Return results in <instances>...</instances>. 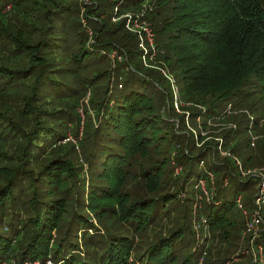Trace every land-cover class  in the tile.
Listing matches in <instances>:
<instances>
[{"label": "trees", "instance_id": "16d2710c", "mask_svg": "<svg viewBox=\"0 0 264 264\" xmlns=\"http://www.w3.org/2000/svg\"><path fill=\"white\" fill-rule=\"evenodd\" d=\"M89 1L0 0V264H199L191 203L228 239L259 184L229 156L264 167V0ZM136 11L155 35L147 55L113 22ZM212 121L227 127L205 136ZM258 245L264 257V234Z\"/></svg>", "mask_w": 264, "mask_h": 264}, {"label": "rangeland", "instance_id": "374dc122", "mask_svg": "<svg viewBox=\"0 0 264 264\" xmlns=\"http://www.w3.org/2000/svg\"><path fill=\"white\" fill-rule=\"evenodd\" d=\"M90 1H89L90 3H94L93 0H90ZM85 2L87 3L88 0H85ZM9 9H10V6H8L7 10H9ZM143 17H144L143 11H141V12H138V11H136V12H126V13L120 14L119 17H117L116 20H114L113 22L115 24H117V23H119L121 21H124L125 22V25H124L125 30L127 32H129L130 35L131 34L135 35L136 33L132 32L133 31L132 25H135V26H137L138 29H140L139 28L140 27L139 23L141 21L142 22L146 21V20H143L144 19ZM81 21L83 23H86V21L84 19L81 20ZM136 41H138V42H136ZM136 41L133 42V44H135L134 50H138L139 52L140 51H145L144 52L145 55H147L146 52H148L149 47H152V48L156 49V47L154 45L151 46L148 43H145L144 47H141L138 37H137ZM113 55H114L115 58L118 59V64H123L124 60H127L126 56L121 58V57H116L115 53H113ZM114 57H112V58L114 59ZM151 57L152 56H149V58H151ZM159 57H158V52H157V57L155 55H153V57L151 58L153 60L149 62V65H151L152 67H147V66H145V67L148 68V69H151V70L156 69L157 68L156 66L158 65V59L157 58H159ZM140 59L142 60L143 65H145V59L146 58L143 59V57L140 55ZM109 61L111 62V59H109ZM118 64H117V67H119ZM103 69L104 68H101V69L98 68L97 70H101L102 71ZM95 74H96V72L95 73L91 72L89 75H87V77H94ZM170 77H166V78L169 79L168 80L169 83L171 84V86L173 88L175 87L174 90L176 91L177 87L175 86V80H174V78L172 76H170ZM112 83H113V85L115 84V82H113V81H112ZM110 90H111V96H113V94H115V93L116 94L118 93V89L115 88V87L114 88L110 87ZM90 97L91 96H90V91H89L88 95H86L82 99V104H83L82 106L83 107L79 110L80 114L82 116V119L85 120V122H87L88 117H89L87 112L85 113V111H87V109L91 110V106L89 105V98ZM110 100H114V98L111 97ZM175 107H177V106L175 105ZM176 111H177V113H180L179 110H176ZM91 115H92V112H91ZM196 122H198L201 125L203 120L198 118L196 120ZM209 124H210V126H209V129L205 132V134H204L205 136L211 135L209 133H213V132H216V131L217 132L218 131L222 132L223 129H221V128H226L227 127V126H223V127L222 126H216L213 121L210 122ZM190 126H192L191 122H187V119H186L187 135H188L189 138L191 137V135L195 136V131H193L190 128ZM182 128H183L182 125H179L177 127V129L179 131H182L181 134L183 136H186V134L184 133L186 131V129L182 130ZM262 130H264V129H262ZM259 135H260L259 138L254 140L255 143L258 142L259 139H264V132L259 134ZM69 137L71 138L72 141H74V139L72 138L71 134L69 135ZM211 137H213V136H211ZM191 140H192V138H191ZM214 140H216L219 143L218 146H217L218 151H220V153L222 155L225 154V151H224L225 149L223 150V145H222L223 141H222V139H214ZM200 146H201L200 144H197L195 150H197ZM255 148H253V149L247 148L245 150V152L247 153L246 155H248V154H256L257 148L256 149ZM230 156H229V158L232 159L233 162H234V164L232 166L235 167V168L238 167L237 164H236V161H235L234 154L233 155L231 154ZM236 156L239 157V159H241L242 162H243V159H244V158H242L243 156H238V155H236ZM80 163L82 165L85 164V163H83L82 160H80ZM172 167H173V173H175V175L181 174V171H183L182 168L178 166L176 161H173ZM239 169L243 173L244 177L246 175H250L252 173L256 174V175L264 176V167H261V166H253V167H249L248 169H245L243 167V163H242V168H239ZM87 172L89 173V171L87 169V164H85L84 174L86 175ZM244 174H246V175H244ZM175 175L173 174V178H175ZM177 177H180V176H177ZM223 185L225 186V183H223ZM225 187H227L226 189L228 190V192H229L230 188L234 189V186L232 184L229 185V186H225ZM201 190H203V188H201ZM190 191L191 190L190 189L188 190V188H187V190H186V196L187 197L188 196L189 197H196V199L200 198V196L197 195V194L195 196H191V192ZM257 191H258V189H257L255 184H252L250 186V188L245 190L244 192L242 191V196L243 197L242 196L240 197V201H241V203L243 204L244 208L247 211L255 210V208H256L255 201H257V200L255 199V197H253V195ZM248 198H252L251 199V203L252 204H250V205H249V202H247ZM190 209H192L191 211L193 212V214H195V219L193 218L192 223H191L192 226L194 227V231H195V242L192 244L191 247H192V249L196 250V247L198 245H200L199 246V250H197V251H199V253L202 254L201 259L199 261V264H205L206 263V257H208L210 253H211L210 256L214 257L215 259L219 258L220 256H221V258H227V262L225 264H252V263H254L253 255L251 253L252 252V247H253V245L256 244V239L262 237V235L264 234V224L262 226H260V228H259L257 233H254V234H251V235H245V227H244V223H243V220H242V218L245 216V214H244V211L242 209L239 210L238 206L235 205L231 214H232V216H234L235 219H239V221L235 223V225H237L236 229L230 230L227 227V230L232 231V233H231V237H229L228 239H224L222 237V234H223L224 230L213 232L210 229H208L206 225H204L202 219L198 217V214L196 212L195 202H194V204L191 203ZM176 217H179L178 213H175L174 219ZM93 219H94L93 223L98 225V222L96 221V218L94 217ZM245 226H246V223H245ZM227 235H229V234L227 233ZM136 240L139 241V242L137 241V243H136V245H140L139 251L143 252L144 249L147 246V244L145 243L146 241L142 242L139 239H136ZM251 241H252V243H251ZM204 247H205V249H204ZM253 250H254V248H253ZM223 253H225L224 256L221 255ZM202 259H203V261H202ZM262 260H264L263 256H262ZM25 263L30 264V262H25ZM25 263H21V264H25ZM41 263H45V262H41ZM8 264H20V263H19V260L18 261L17 260H13V261H11ZM52 264H55L54 261H52ZM133 264H141V263L134 262ZM263 264H264V261H263Z\"/></svg>", "mask_w": 264, "mask_h": 264}, {"label": "built area", "instance_id": "2783aa9c", "mask_svg": "<svg viewBox=\"0 0 264 264\" xmlns=\"http://www.w3.org/2000/svg\"><path fill=\"white\" fill-rule=\"evenodd\" d=\"M114 20H116V18ZM139 25H140V27H139L140 29H138L137 26L132 25V29H133L132 32L136 33L135 35H137L141 47H144L145 43H148L149 45L153 46L155 43V37H154L155 35L152 31L151 25L146 21H143V22L141 21L139 23ZM155 53L156 52L153 51V55H155ZM153 55H151V56L153 57ZM151 58H150V60L152 61L153 59H151ZM143 59H145V56L143 57ZM145 66L152 67L151 65H149V61H147L146 59H145ZM167 77H170V76H167ZM237 165L240 168H242L241 163L240 164L237 163ZM244 175H246V174H244ZM253 175H256V174H253ZM258 176H259V184L257 186L258 191H257L256 197H255V199L257 200V201H255V204H256L255 210L247 211L244 208L243 204L241 203L240 198L238 200V207L244 211V214L249 215L248 219L246 220L245 235H251V234L257 233L260 226H262L264 224V176H262V175H258ZM205 185H206V183L202 182V188L203 189H204ZM249 212H252V213L249 214ZM251 243H252V241H251ZM255 247H256V252H252L253 261L255 263H263L262 248L259 245L255 246ZM25 264H27V263H25ZM30 264H52V260L48 259L47 261H45V263H41L40 261H36V262L30 263Z\"/></svg>", "mask_w": 264, "mask_h": 264}]
</instances>
